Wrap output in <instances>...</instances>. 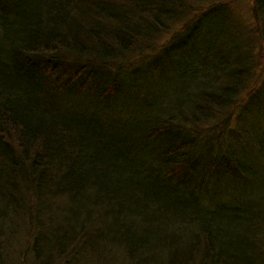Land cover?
I'll return each instance as SVG.
<instances>
[{
  "label": "trees",
  "instance_id": "trees-1",
  "mask_svg": "<svg viewBox=\"0 0 264 264\" xmlns=\"http://www.w3.org/2000/svg\"><path fill=\"white\" fill-rule=\"evenodd\" d=\"M195 1L0 0V264H264V0Z\"/></svg>",
  "mask_w": 264,
  "mask_h": 264
},
{
  "label": "rangeland",
  "instance_id": "rangeland-1",
  "mask_svg": "<svg viewBox=\"0 0 264 264\" xmlns=\"http://www.w3.org/2000/svg\"><path fill=\"white\" fill-rule=\"evenodd\" d=\"M212 1L216 2V1H220V0H212ZM222 1H229L232 4V6L234 7V10L242 17L248 16L250 6L252 4V0H222ZM254 44L258 45L256 43H254ZM262 61H264V55L263 54H261V56H260V63ZM241 184H239V182H238L235 185L239 187V186H241ZM18 236H20L24 239L23 233L21 234V232H20L18 234ZM21 248L22 247L20 245H16V242H13L10 245V248L7 251L8 259L6 261V264H30V262H31L30 259H27V257H26V255L28 254L27 250H24ZM100 264H106V262L105 261L100 262Z\"/></svg>",
  "mask_w": 264,
  "mask_h": 264
},
{
  "label": "bare ground",
  "instance_id": "bare-ground-1",
  "mask_svg": "<svg viewBox=\"0 0 264 264\" xmlns=\"http://www.w3.org/2000/svg\"><path fill=\"white\" fill-rule=\"evenodd\" d=\"M213 3H215V1H212V0H198L197 1L196 0L195 2L191 3V5H192V7H194V11L197 13V12H200L201 10H204L207 6H209L210 4H213ZM220 15H222V14L217 13L214 16L208 15L207 17L202 19L203 25L207 27L212 23H216L217 20L219 19ZM226 15L228 16L227 11H226ZM230 25H232L231 22H230ZM221 170L224 171L227 175H230L232 177L233 176L235 177V175H236L235 171L230 166L227 169H226V167H221ZM22 215H23V212H19L15 215H12L9 218V220L7 221L5 228L7 230H10V231L23 229V221L21 220ZM26 257H27V259H30L31 263H34L33 260H35V259L32 258L31 255H29V253L26 255Z\"/></svg>",
  "mask_w": 264,
  "mask_h": 264
}]
</instances>
